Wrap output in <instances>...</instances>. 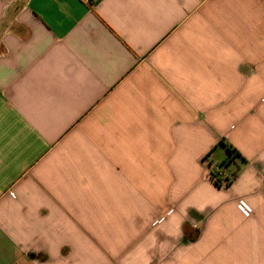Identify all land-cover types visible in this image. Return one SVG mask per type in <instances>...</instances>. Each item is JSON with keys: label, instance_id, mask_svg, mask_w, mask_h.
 <instances>
[{"label": "crops", "instance_id": "crops-1", "mask_svg": "<svg viewBox=\"0 0 264 264\" xmlns=\"http://www.w3.org/2000/svg\"><path fill=\"white\" fill-rule=\"evenodd\" d=\"M0 264H264V0H0Z\"/></svg>", "mask_w": 264, "mask_h": 264}, {"label": "built area", "instance_id": "built-area-1", "mask_svg": "<svg viewBox=\"0 0 264 264\" xmlns=\"http://www.w3.org/2000/svg\"><path fill=\"white\" fill-rule=\"evenodd\" d=\"M216 177L222 182V184L229 186L236 178V174L227 175L225 171L216 169Z\"/></svg>", "mask_w": 264, "mask_h": 264}, {"label": "trees", "instance_id": "trees-1", "mask_svg": "<svg viewBox=\"0 0 264 264\" xmlns=\"http://www.w3.org/2000/svg\"><path fill=\"white\" fill-rule=\"evenodd\" d=\"M227 148H228V152L230 153V155L233 156V153H234L233 149H231L230 147H227Z\"/></svg>", "mask_w": 264, "mask_h": 264}, {"label": "rangeland", "instance_id": "rangeland-1", "mask_svg": "<svg viewBox=\"0 0 264 264\" xmlns=\"http://www.w3.org/2000/svg\"><path fill=\"white\" fill-rule=\"evenodd\" d=\"M232 174V173H231Z\"/></svg>", "mask_w": 264, "mask_h": 264}]
</instances>
